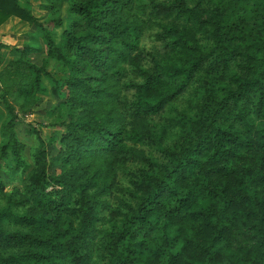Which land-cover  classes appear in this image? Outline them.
Masks as SVG:
<instances>
[{
    "label": "trees",
    "instance_id": "obj_1",
    "mask_svg": "<svg viewBox=\"0 0 264 264\" xmlns=\"http://www.w3.org/2000/svg\"><path fill=\"white\" fill-rule=\"evenodd\" d=\"M40 1L66 6L60 42L61 20L19 0H0V27H36L69 72L57 81L34 48H11L0 167H24L8 97L30 112L45 77L64 120L51 157L29 128L23 190L0 179V264H90L97 238L105 264H264V0Z\"/></svg>",
    "mask_w": 264,
    "mask_h": 264
},
{
    "label": "rangeland",
    "instance_id": "obj_2",
    "mask_svg": "<svg viewBox=\"0 0 264 264\" xmlns=\"http://www.w3.org/2000/svg\"><path fill=\"white\" fill-rule=\"evenodd\" d=\"M19 3L21 6L28 7L32 14L43 23H48L52 19H60L62 26H53L51 29L54 33L56 42H60L64 24H66V6L56 5L50 9H45L42 4L47 3H42L40 0H19ZM0 42L10 46L2 49L0 52V70L8 62L18 57L11 48L30 46L36 51L29 55L28 59L36 66H44L45 70L52 78L57 81L62 80L69 72V69L62 63L48 59L46 55V44L40 31L36 27L22 22L17 18H10L0 27ZM153 45L154 43L148 38L142 40V47L146 50H150ZM43 84L47 93L37 97L30 112H23L25 109V107H23L24 104L15 103L12 97L7 98L8 102L12 104L14 113L17 116L14 131L18 142L22 146L20 158L23 161L24 167L14 171L16 165L11 157L2 162L0 167V179L4 185V192L6 195H9L15 188L23 190L28 176L36 169L34 155L40 143L36 135L29 133L30 127L35 128L38 131L39 137L48 145L47 152L49 157L56 153L58 145L54 142V136L60 132L59 124L64 120V113L60 106L56 109L59 105V101L51 93L53 82L43 77ZM1 93L2 90L0 86V94ZM177 108L180 110L182 105H178ZM166 115L167 114H164L163 117L157 118L154 122H164ZM7 118V110L4 107L3 101H0V124L2 121L7 120ZM1 141L2 137H0V143ZM118 179L121 184H127L124 176L121 174H119ZM0 204H3L1 194ZM102 254V240L97 238L91 250L90 264H105V260H102Z\"/></svg>",
    "mask_w": 264,
    "mask_h": 264
}]
</instances>
